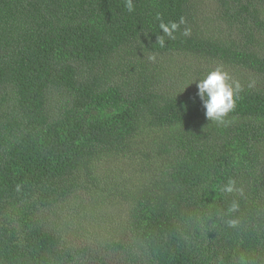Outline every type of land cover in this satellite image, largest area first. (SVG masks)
Returning <instances> with one entry per match:
<instances>
[{"label": "trees", "instance_id": "16d2710c", "mask_svg": "<svg viewBox=\"0 0 264 264\" xmlns=\"http://www.w3.org/2000/svg\"><path fill=\"white\" fill-rule=\"evenodd\" d=\"M212 2L224 33L200 25L197 0H0V264H264V88L240 84L217 121L158 63L264 76V0ZM182 17L161 47V20ZM106 156L141 163L128 237L68 244L42 215Z\"/></svg>", "mask_w": 264, "mask_h": 264}, {"label": "rangeland", "instance_id": "374dc122", "mask_svg": "<svg viewBox=\"0 0 264 264\" xmlns=\"http://www.w3.org/2000/svg\"><path fill=\"white\" fill-rule=\"evenodd\" d=\"M200 25L213 33H224L226 24L217 18L212 0H197ZM227 31V30H226ZM163 78L176 88L196 87L195 81L207 72L222 66L239 84L264 88V76L186 54L161 55ZM141 163L134 158L106 156L96 163L93 178L87 188L74 193L65 202L42 215L44 223L60 231L64 242L89 245L102 249L106 242L124 241L128 237V201L124 191L132 190L143 175ZM103 253V252H102ZM87 264H99L89 261Z\"/></svg>", "mask_w": 264, "mask_h": 264}, {"label": "clouds", "instance_id": "9594fccd", "mask_svg": "<svg viewBox=\"0 0 264 264\" xmlns=\"http://www.w3.org/2000/svg\"><path fill=\"white\" fill-rule=\"evenodd\" d=\"M125 7L129 13L133 12L132 0H126ZM185 23L186 21L183 17L179 22L165 23L161 20L159 28L163 34L157 37L156 42L161 47H164L165 38L168 40L175 39V33L180 29V25ZM182 34L188 36L190 35V30L185 28ZM195 83L198 89L197 94L206 109L207 118L222 121L224 117L235 109L242 88L239 82L232 80L222 66L207 72L202 78H198ZM224 191L231 192V186L226 187Z\"/></svg>", "mask_w": 264, "mask_h": 264}]
</instances>
